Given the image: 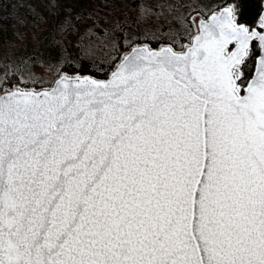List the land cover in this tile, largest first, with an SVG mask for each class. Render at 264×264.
<instances>
[{"label":"snow or ice","instance_id":"obj_1","mask_svg":"<svg viewBox=\"0 0 264 264\" xmlns=\"http://www.w3.org/2000/svg\"><path fill=\"white\" fill-rule=\"evenodd\" d=\"M19 7L0 264H264V0H52L30 48Z\"/></svg>","mask_w":264,"mask_h":264},{"label":"trees","instance_id":"obj_2","mask_svg":"<svg viewBox=\"0 0 264 264\" xmlns=\"http://www.w3.org/2000/svg\"><path fill=\"white\" fill-rule=\"evenodd\" d=\"M62 1L64 0H61V2ZM70 2H72V0H70ZM4 4H7L9 8H11L12 5H20L19 12L21 13L27 12L28 6H31L35 8L37 12L43 15L44 19L37 21L36 28L26 29L25 26H22L24 28L23 30H27L28 34H30L29 39L27 41L29 48L31 47V36L33 35V33L39 34L41 30L47 32L48 30L53 28L54 22L58 24L57 14L55 13L54 10H50V5H51L50 0H22L21 2L20 0H0V5H4ZM0 15H3V8H0ZM32 19L33 17L29 15L28 20L31 21ZM4 23L9 24L10 26L11 24L15 23V21L8 20V21H5ZM12 36L13 35L11 34L10 28H9V32L7 36H5L3 33H0V45H1L0 49L3 50L2 52L4 53V56H6L4 40L5 39L9 40L15 37V36L13 37ZM20 51L22 50L20 49ZM16 53L19 54V52H16Z\"/></svg>","mask_w":264,"mask_h":264},{"label":"rangeland","instance_id":"obj_3","mask_svg":"<svg viewBox=\"0 0 264 264\" xmlns=\"http://www.w3.org/2000/svg\"><path fill=\"white\" fill-rule=\"evenodd\" d=\"M22 0H20V2H21ZM52 2V0H50V3ZM69 3H71L70 2V0H64V1H62L61 2V9H63V8H67L68 6H69ZM55 13L57 14V17H58V23L60 22V20L62 19V17L64 16V12H63V10H61V11H59V12H56L55 11ZM47 25H48V23H47ZM21 28H22V30L24 29L22 26H21ZM30 36V34H28V37ZM13 37V36H12ZM9 40H11V41H14L15 43H14V45H13V47H12V51L14 52V53H16V52H20V49L19 48H17L16 47V45H19V44H21V43H24V41H21L20 39H18L17 37H14V38H12V39H9ZM0 48H1V45H0ZM3 50H1L0 49V60H2V59H6L7 57L6 56H4V53L2 52ZM2 52V53H1ZM17 54V53H16Z\"/></svg>","mask_w":264,"mask_h":264}]
</instances>
